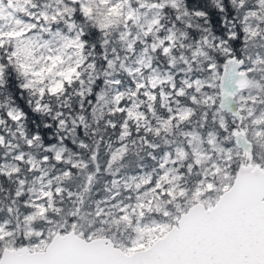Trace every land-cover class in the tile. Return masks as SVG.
<instances>
[{
    "label": "snow or ice",
    "instance_id": "obj_1",
    "mask_svg": "<svg viewBox=\"0 0 264 264\" xmlns=\"http://www.w3.org/2000/svg\"><path fill=\"white\" fill-rule=\"evenodd\" d=\"M0 264H264V0H0Z\"/></svg>",
    "mask_w": 264,
    "mask_h": 264
}]
</instances>
